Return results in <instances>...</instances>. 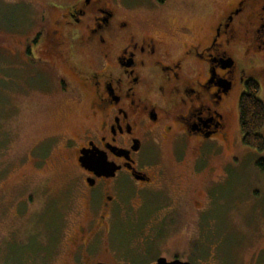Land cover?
Returning a JSON list of instances; mask_svg holds the SVG:
<instances>
[{
  "label": "flooded vegetation",
  "instance_id": "flooded-vegetation-1",
  "mask_svg": "<svg viewBox=\"0 0 264 264\" xmlns=\"http://www.w3.org/2000/svg\"><path fill=\"white\" fill-rule=\"evenodd\" d=\"M140 17L121 0H0V47L35 70L45 111L54 105L61 111V133L31 148L36 168L41 147L51 150V161L54 150L64 153L71 167L76 210L68 220L51 215L53 238L45 250L61 264H133L113 244L131 197L145 201L141 191L163 186L177 195L167 155L179 166L195 144L224 149L232 142L225 107L235 86L258 74L264 80V0L229 2L199 40L184 28L154 34L156 25L144 26ZM239 59L251 66L249 77L238 74ZM45 77L50 86L41 84ZM68 120L75 129L63 132ZM37 192L20 201L32 207L29 216L40 210L25 226H35L28 237L41 245L49 204ZM168 199V211L187 206ZM21 216L18 210L15 217ZM40 251L32 260L41 259ZM174 260L180 259L167 261Z\"/></svg>",
  "mask_w": 264,
  "mask_h": 264
},
{
  "label": "rangeland",
  "instance_id": "rangeland-1",
  "mask_svg": "<svg viewBox=\"0 0 264 264\" xmlns=\"http://www.w3.org/2000/svg\"><path fill=\"white\" fill-rule=\"evenodd\" d=\"M121 1L140 13L144 26L155 24L154 34L165 36L167 31L184 28L199 40L210 33L217 16L233 0H167L165 5L158 0ZM183 41L189 42L187 38ZM251 69L243 59L238 60V74L246 72L249 77ZM34 75L35 70L21 57L0 47V264H61L60 256H45L50 248L46 244L53 238L51 215L63 213L68 220L73 216L71 209L76 210L69 188L71 167L64 153L54 150L51 161V150L41 147L37 151L47 165L42 160L37 169L32 162L33 142L62 129L60 108L54 105L45 111L46 101L39 99ZM254 78L261 87L258 98L264 103V80L260 74ZM46 81L47 77L41 84L50 86ZM244 92L240 79L226 102L232 142L224 149L215 142H203L201 149L195 144L179 166L171 165L167 155L164 165L173 168L177 195L163 186L141 191L145 201L131 197V207L119 219L114 234L113 244L121 256L133 264H155L160 257L191 264H264V172L257 167L264 160V151L242 143L239 102ZM75 126L68 120L63 132L73 131ZM36 191L49 204L44 210L41 245L38 238L28 237L35 226H25L40 210L29 216L32 207L20 201ZM167 198L187 206L168 211ZM194 200L201 202L190 207ZM18 210L22 216L26 212L27 218H16ZM18 242L26 244L25 248L17 246ZM40 246L42 252L37 254H42L41 259L32 260Z\"/></svg>",
  "mask_w": 264,
  "mask_h": 264
},
{
  "label": "trees",
  "instance_id": "trees-1",
  "mask_svg": "<svg viewBox=\"0 0 264 264\" xmlns=\"http://www.w3.org/2000/svg\"><path fill=\"white\" fill-rule=\"evenodd\" d=\"M245 88L239 102L242 143L256 151H264V103L258 98L260 86L252 80ZM257 167L264 172V160L259 161Z\"/></svg>",
  "mask_w": 264,
  "mask_h": 264
},
{
  "label": "water",
  "instance_id": "water-1",
  "mask_svg": "<svg viewBox=\"0 0 264 264\" xmlns=\"http://www.w3.org/2000/svg\"><path fill=\"white\" fill-rule=\"evenodd\" d=\"M156 264H191V263H189V262H182L180 260H174L172 262H168L166 258H160V259H158V261H157Z\"/></svg>",
  "mask_w": 264,
  "mask_h": 264
}]
</instances>
